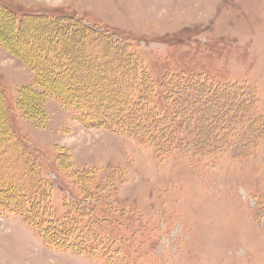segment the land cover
I'll use <instances>...</instances> for the list:
<instances>
[{
	"label": "rangeland",
	"instance_id": "rangeland-1",
	"mask_svg": "<svg viewBox=\"0 0 264 264\" xmlns=\"http://www.w3.org/2000/svg\"><path fill=\"white\" fill-rule=\"evenodd\" d=\"M63 15L129 39L158 83L172 71L245 84L264 114V0H0V176L14 184L25 170L12 124L53 183L52 217L65 221L68 200L88 209L68 215L71 237L105 245L92 256L49 247L23 217L0 209V264H264V141L244 159L233 150L199 157L191 147L159 155L87 125L63 94L47 92L56 62L46 56L69 61L57 85L90 114L125 99V68L101 65L120 61L99 39L68 40L45 19ZM26 89L40 120L23 112Z\"/></svg>",
	"mask_w": 264,
	"mask_h": 264
},
{
	"label": "trees",
	"instance_id": "trees-1",
	"mask_svg": "<svg viewBox=\"0 0 264 264\" xmlns=\"http://www.w3.org/2000/svg\"><path fill=\"white\" fill-rule=\"evenodd\" d=\"M63 16L58 19H45L49 24H56L58 30H65L68 40L87 35L93 40L99 39L105 44L103 51L117 53L120 61L119 64H114L105 60L101 65L125 68V72L121 74L125 99L119 103L117 109L115 105L109 104L105 113L94 110L90 114L84 112L79 99L76 101L69 96L68 99L65 90L57 85L60 76L68 72L69 61L60 54L46 56L50 64L56 62L53 64L54 71L47 80L50 84L47 92L56 97L63 94L60 100L64 106L75 112L78 119L87 125L127 134L153 147L159 155L165 150L180 153L191 147L194 155L199 157L215 156L233 150L235 158L244 159L258 151L264 141V114H257V94L250 91L249 86L215 82L207 76L172 71L165 73L162 81L158 83L147 71L137 47L129 39H115L114 35L102 31L84 18ZM17 34L19 35V31ZM107 77L115 78L110 75ZM30 91L21 90L19 94L23 102V112L27 117L32 115L40 120V116L33 113L34 109L29 107L25 99L31 96ZM0 92L3 93V89L0 88ZM10 126L13 133L9 139L12 140L13 147L17 146L16 149L23 154L22 164L25 170L14 177L17 180L14 184L0 176V208L23 217L49 247L68 248L89 256L100 252L98 249L105 246L103 240L96 237L92 243L84 237L83 241L78 242L71 237L74 234L72 228L75 229V226L70 229L66 224L69 223L66 222L68 215L72 214L71 219L78 220L89 215L88 209L72 208L74 205L67 199L66 206L70 213L65 215V221L52 217L49 205L53 183L50 184L52 181L44 176V165L35 152L19 143L18 137L14 138L16 130L12 124ZM244 126H247L246 131ZM16 134L19 135L18 132ZM4 169L1 168V171ZM94 192L99 190L89 191L90 195Z\"/></svg>",
	"mask_w": 264,
	"mask_h": 264
}]
</instances>
